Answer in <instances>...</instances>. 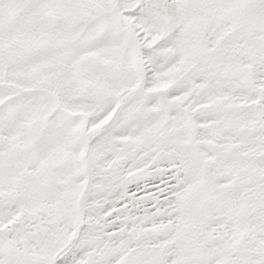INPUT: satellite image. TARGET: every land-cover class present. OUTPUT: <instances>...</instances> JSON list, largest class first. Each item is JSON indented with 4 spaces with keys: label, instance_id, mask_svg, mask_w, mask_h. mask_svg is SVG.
Wrapping results in <instances>:
<instances>
[{
    "label": "snow or ice",
    "instance_id": "1",
    "mask_svg": "<svg viewBox=\"0 0 264 264\" xmlns=\"http://www.w3.org/2000/svg\"><path fill=\"white\" fill-rule=\"evenodd\" d=\"M0 264H264V0H0Z\"/></svg>",
    "mask_w": 264,
    "mask_h": 264
}]
</instances>
